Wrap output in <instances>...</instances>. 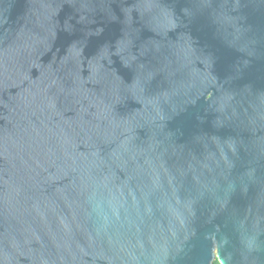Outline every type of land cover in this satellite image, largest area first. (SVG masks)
<instances>
[{
	"label": "water",
	"instance_id": "1",
	"mask_svg": "<svg viewBox=\"0 0 264 264\" xmlns=\"http://www.w3.org/2000/svg\"><path fill=\"white\" fill-rule=\"evenodd\" d=\"M264 264V0H0V264Z\"/></svg>",
	"mask_w": 264,
	"mask_h": 264
},
{
	"label": "trees",
	"instance_id": "2",
	"mask_svg": "<svg viewBox=\"0 0 264 264\" xmlns=\"http://www.w3.org/2000/svg\"><path fill=\"white\" fill-rule=\"evenodd\" d=\"M214 264H219L218 261H216Z\"/></svg>",
	"mask_w": 264,
	"mask_h": 264
}]
</instances>
